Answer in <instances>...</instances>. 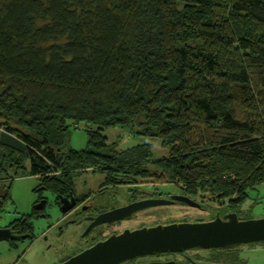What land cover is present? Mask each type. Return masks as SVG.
I'll list each match as a JSON object with an SVG mask.
<instances>
[{
    "label": "trees",
    "instance_id": "obj_1",
    "mask_svg": "<svg viewBox=\"0 0 264 264\" xmlns=\"http://www.w3.org/2000/svg\"><path fill=\"white\" fill-rule=\"evenodd\" d=\"M0 117V211L27 167L57 194L92 169L241 202L264 184V0H0ZM115 126L168 155L101 152Z\"/></svg>",
    "mask_w": 264,
    "mask_h": 264
},
{
    "label": "rangeland",
    "instance_id": "obj_2",
    "mask_svg": "<svg viewBox=\"0 0 264 264\" xmlns=\"http://www.w3.org/2000/svg\"><path fill=\"white\" fill-rule=\"evenodd\" d=\"M0 121L4 119L0 117ZM85 125L81 124L79 128H70L68 137V146L74 150H83L87 148V137L85 134ZM102 134L107 138L108 147L101 149V152L110 150L126 151L133 147L147 143L150 146V159L157 160L168 155V149L165 148L158 138H150L132 134L126 127L115 126L105 127ZM25 162V160H24ZM23 162V163H24ZM149 173L159 172L153 164L148 163L147 168ZM94 172L89 169L87 172L78 171L73 175L78 191H82L83 179H86L88 187L95 191L99 187V181L102 175L92 177V175H83ZM95 173V172H94ZM11 174V173H10ZM86 177V178H85ZM138 187L148 189L153 192L161 193L165 196L181 189L179 183L163 182L154 177L137 178ZM40 184L37 176L30 175L29 167L25 171V175L13 177L10 185V201L7 202L6 208L0 211V227H4V223L18 217L19 215L29 213L32 205L37 199L36 189ZM128 187H117V200L127 197ZM88 189V188H87ZM44 195L52 199V192L44 191ZM193 199L201 203L203 210L194 208L185 204L174 205H159L150 207L148 211L140 210V216L136 219L138 226H153L156 224H166L171 222H195L197 220H208L217 212L222 215L228 211H235L241 219H258L264 218V184H261L254 190L248 191L247 197L241 202H232L228 199L218 200L207 189L199 188L195 194H189ZM121 202H123L121 200ZM54 214V211H52ZM58 213H56L57 215ZM132 224L131 222L128 225ZM135 224V223H134ZM133 224V225H134ZM28 240L19 242L17 247L12 246L8 240H0V264H56L57 257L54 254L53 248L49 250L50 255H42L40 247L34 245L30 249L27 245ZM23 243V244H22ZM231 253L244 264H264V241L246 243L235 248H231ZM191 256L205 262H211L212 253L207 251L189 252ZM179 257V256H178ZM168 258H175L168 256ZM213 263V262H212Z\"/></svg>",
    "mask_w": 264,
    "mask_h": 264
},
{
    "label": "flooded vegetation",
    "instance_id": "obj_3",
    "mask_svg": "<svg viewBox=\"0 0 264 264\" xmlns=\"http://www.w3.org/2000/svg\"><path fill=\"white\" fill-rule=\"evenodd\" d=\"M97 173L98 175H102V178L99 181V187L95 191L89 188L88 184H86L87 180L83 179L82 191H78L75 184L73 190L59 194L49 190L52 192V199L44 195V191H48V189L40 182L35 191L37 199L32 205L31 211L4 223V228L9 230L11 237L8 242L12 246L17 247L19 242L28 240V248L26 249L37 245L41 248L40 252L42 255H50L49 250L53 248L54 255L58 256L56 264H60L68 258L94 246L98 242L106 240L113 234H119L125 229L133 230L145 226L141 225L137 227L136 225V219L140 216L138 211L128 214L121 219L93 224L96 217L102 213L124 207L140 200L152 198L170 199L175 194L185 195L193 199L187 194L183 184H180L181 189L165 196L161 193L156 194L151 190L138 187L137 178H122L116 176L113 177V180L120 178L122 182L113 183L112 177L104 172H91L83 175H92L94 177ZM37 177L39 178V176ZM120 186L128 187V195L124 199L117 200L118 197H121V195H117V187ZM193 200L196 201L195 199ZM180 203L188 205L180 201H176L174 204L178 205ZM150 209L146 208L145 211ZM200 210H203V207ZM52 211H54V214H52ZM56 213L58 214L56 215ZM217 213L220 214V212ZM224 214L220 215L223 216ZM130 222L132 224L128 225ZM200 251L198 249H188L182 252H160L132 258L120 264H148L151 262H171V264H194L196 262L214 264L212 262H205V260L195 259L194 256L189 254V252L195 254ZM168 256H174L175 258L171 259Z\"/></svg>",
    "mask_w": 264,
    "mask_h": 264
},
{
    "label": "water",
    "instance_id": "obj_4",
    "mask_svg": "<svg viewBox=\"0 0 264 264\" xmlns=\"http://www.w3.org/2000/svg\"><path fill=\"white\" fill-rule=\"evenodd\" d=\"M176 201L202 209L200 203L190 197L175 194L170 199H145L115 208L98 215L93 224L121 219L146 208L174 204ZM10 238L9 230L0 227V240L9 241ZM260 241H264V218L241 219L236 212L230 211L223 216L216 213L210 220L171 222L133 230L125 229L60 264H120L132 258L160 252H182L193 248H230Z\"/></svg>",
    "mask_w": 264,
    "mask_h": 264
}]
</instances>
